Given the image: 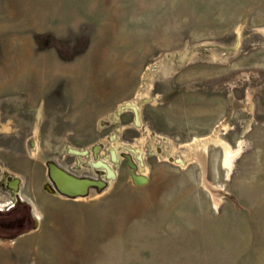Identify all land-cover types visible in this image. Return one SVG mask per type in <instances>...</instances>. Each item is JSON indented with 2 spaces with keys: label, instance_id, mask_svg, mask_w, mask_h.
<instances>
[{
  "label": "rangeland",
  "instance_id": "1",
  "mask_svg": "<svg viewBox=\"0 0 264 264\" xmlns=\"http://www.w3.org/2000/svg\"><path fill=\"white\" fill-rule=\"evenodd\" d=\"M0 264H264V0H0Z\"/></svg>",
  "mask_w": 264,
  "mask_h": 264
},
{
  "label": "bare ground",
  "instance_id": "2",
  "mask_svg": "<svg viewBox=\"0 0 264 264\" xmlns=\"http://www.w3.org/2000/svg\"><path fill=\"white\" fill-rule=\"evenodd\" d=\"M128 106H132V108L135 110V107L132 105V103H126L123 107H128ZM123 107L119 106L117 112H119L120 109ZM137 117L138 116L136 114V119H137ZM207 141H212L214 143L219 144L222 147V149H223V158H222L223 162L222 163H224V165H226L227 167H230V164L234 158V155L237 153L238 150H235V151L231 150L230 147L226 144V142H224L216 134H214L208 138H205L203 141L200 142V144L203 147H205V144L207 143ZM84 152H85V150L80 151V153H84ZM110 155H111L112 159H114V160L117 159L115 149H111ZM94 166L104 168L106 170L107 174L109 175V177L114 176V171H113L112 167L110 165H108L107 163H104L102 161H98V162L94 163ZM52 174H53V177L55 178L57 184L59 185V187L64 192H66L70 195L85 194L87 192V188L90 184V182H89L90 180L79 179V178L73 177V176L68 175L67 173L61 171L58 168H54L52 171Z\"/></svg>",
  "mask_w": 264,
  "mask_h": 264
},
{
  "label": "water",
  "instance_id": "3",
  "mask_svg": "<svg viewBox=\"0 0 264 264\" xmlns=\"http://www.w3.org/2000/svg\"><path fill=\"white\" fill-rule=\"evenodd\" d=\"M62 171V170H61ZM59 186V185H58ZM60 188V187H59Z\"/></svg>",
  "mask_w": 264,
  "mask_h": 264
}]
</instances>
